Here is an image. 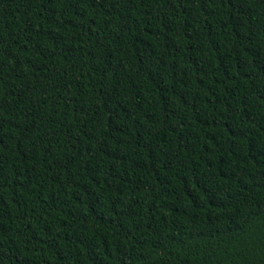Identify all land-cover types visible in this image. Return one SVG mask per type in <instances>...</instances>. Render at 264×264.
<instances>
[{
    "label": "trees",
    "instance_id": "16d2710c",
    "mask_svg": "<svg viewBox=\"0 0 264 264\" xmlns=\"http://www.w3.org/2000/svg\"><path fill=\"white\" fill-rule=\"evenodd\" d=\"M0 264H264V0H0Z\"/></svg>",
    "mask_w": 264,
    "mask_h": 264
}]
</instances>
